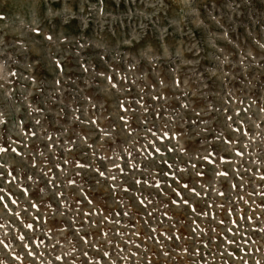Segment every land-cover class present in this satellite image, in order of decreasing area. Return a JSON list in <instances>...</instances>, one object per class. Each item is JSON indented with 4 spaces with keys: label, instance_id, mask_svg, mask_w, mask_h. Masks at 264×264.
Wrapping results in <instances>:
<instances>
[{
    "label": "rangeland",
    "instance_id": "374dc122",
    "mask_svg": "<svg viewBox=\"0 0 264 264\" xmlns=\"http://www.w3.org/2000/svg\"><path fill=\"white\" fill-rule=\"evenodd\" d=\"M0 264H264V0H0Z\"/></svg>",
    "mask_w": 264,
    "mask_h": 264
}]
</instances>
